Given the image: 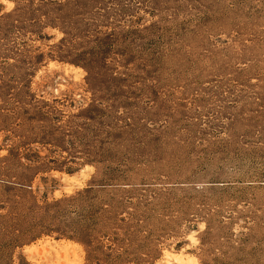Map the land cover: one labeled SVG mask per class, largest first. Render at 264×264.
<instances>
[{
    "label": "rangeland",
    "instance_id": "1",
    "mask_svg": "<svg viewBox=\"0 0 264 264\" xmlns=\"http://www.w3.org/2000/svg\"><path fill=\"white\" fill-rule=\"evenodd\" d=\"M0 264H264V0H0Z\"/></svg>",
    "mask_w": 264,
    "mask_h": 264
}]
</instances>
